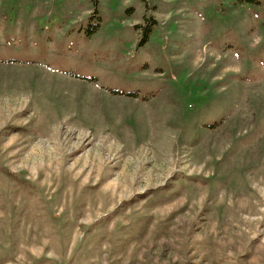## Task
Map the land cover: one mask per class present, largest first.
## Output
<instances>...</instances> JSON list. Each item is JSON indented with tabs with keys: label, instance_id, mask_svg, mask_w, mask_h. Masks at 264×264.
<instances>
[{
	"label": "rangeland",
	"instance_id": "374dc122",
	"mask_svg": "<svg viewBox=\"0 0 264 264\" xmlns=\"http://www.w3.org/2000/svg\"><path fill=\"white\" fill-rule=\"evenodd\" d=\"M0 264H264V0H0Z\"/></svg>",
	"mask_w": 264,
	"mask_h": 264
},
{
	"label": "trees",
	"instance_id": "16d2710c",
	"mask_svg": "<svg viewBox=\"0 0 264 264\" xmlns=\"http://www.w3.org/2000/svg\"><path fill=\"white\" fill-rule=\"evenodd\" d=\"M248 1H250V0H248Z\"/></svg>",
	"mask_w": 264,
	"mask_h": 264
}]
</instances>
